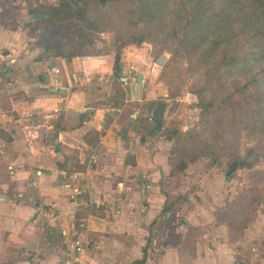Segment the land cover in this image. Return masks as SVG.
Instances as JSON below:
<instances>
[{"label":"crops","instance_id":"1","mask_svg":"<svg viewBox=\"0 0 264 264\" xmlns=\"http://www.w3.org/2000/svg\"><path fill=\"white\" fill-rule=\"evenodd\" d=\"M70 1L0 0V59L11 82L0 84V264H264L255 220L239 225L223 207L220 187L231 177L202 174L183 196L165 189L169 99L137 59L143 49L123 48L114 78L113 51L57 54L40 43L47 10L75 9ZM29 8L43 17L30 19ZM85 56L105 63L89 68Z\"/></svg>","mask_w":264,"mask_h":264},{"label":"rangeland","instance_id":"2","mask_svg":"<svg viewBox=\"0 0 264 264\" xmlns=\"http://www.w3.org/2000/svg\"><path fill=\"white\" fill-rule=\"evenodd\" d=\"M199 1L205 0H139L133 4L129 0L106 3L79 0L75 9L63 5L60 10H47L49 31L40 43L46 42L55 51L69 49L82 56L113 51L118 57L126 46L143 49L137 59L146 60L148 77L169 99L165 126L160 133L172 140L169 148L172 177L165 189L178 191L173 196L177 193L183 196L187 187H198L200 175L225 178V171L234 161L246 160L248 166L235 168L220 191L230 201L225 200L223 207L234 208L232 214L239 215V225L255 220L253 239L261 241L264 240V101L252 112L253 104L247 94L256 89L259 93L256 96L264 95V81L257 78L251 89L248 77L254 71L250 72V67H244L242 62L238 67L222 64L221 51L225 47L236 49L238 38L233 35L230 40L221 31L203 30L201 19L195 16V4ZM239 16L241 56L261 36L264 40V15L261 20L252 13ZM172 29L188 44L183 54L169 53L174 43L168 35ZM136 37H140V42H136ZM158 56H163L160 64L155 63ZM190 95L195 96L194 102ZM200 103L211 106L202 110L197 106ZM133 107L130 105L125 115ZM248 148L252 151L247 152Z\"/></svg>","mask_w":264,"mask_h":264},{"label":"trees","instance_id":"3","mask_svg":"<svg viewBox=\"0 0 264 264\" xmlns=\"http://www.w3.org/2000/svg\"><path fill=\"white\" fill-rule=\"evenodd\" d=\"M98 1L101 3H106L116 2L120 0ZM137 1L139 0H129V2L132 4ZM248 13H252L256 19L260 18L259 20H261L264 15V3H262L260 0H205L199 1L195 4V16L196 18L201 19L203 30L214 32L221 31L225 33V36L230 40H233V35L237 36L238 42H234L236 43L237 48L228 50L225 47L227 44L224 45L225 48L221 51L222 55L220 59L222 64L238 67L239 62H242L245 65H243L244 67H250V72L254 71V73H251V75L248 77V81L251 84L252 89V83H254L257 78H260L264 81V40L261 36L257 43L250 44L251 46H247V48L242 51V55L239 56V20H241L239 15H248ZM236 28H238L237 32L235 34H232V31H235ZM168 35L174 40L173 49L169 50L171 56L183 54L184 51L187 50L186 45L188 44L181 40L180 36L177 34L176 29H172L168 33ZM54 49L55 48H53V50ZM55 52L57 54H60L61 50ZM112 70L114 78L120 77L117 55H115ZM200 93L201 89L197 90V97L200 96ZM256 93L259 94L255 89V92L247 94L249 97V102L253 104V107H250L252 112H256L257 106H259V104L263 103L264 101L263 99H260L262 98L261 96H264L263 93H261L260 96H256ZM197 106L202 110H205L206 108L210 107L211 104L200 103ZM248 151H252V148H248L247 152ZM248 164L249 162H247L246 160L237 162L234 161L225 171V177L230 178L232 175V171L235 168L247 167Z\"/></svg>","mask_w":264,"mask_h":264},{"label":"water","instance_id":"4","mask_svg":"<svg viewBox=\"0 0 264 264\" xmlns=\"http://www.w3.org/2000/svg\"><path fill=\"white\" fill-rule=\"evenodd\" d=\"M73 8H75V7L73 6ZM27 13H28L30 19H38V18H42L43 17L42 14H35V13H33V10L31 8L27 9ZM28 24H29V22L25 23V25H28ZM136 42H140V37H136ZM47 47H48V45L45 44L44 45V49H46ZM66 54H67V51H63L62 52V55L63 56H65ZM43 59H45L44 56L37 55L35 58H33V61L36 62V61H41ZM162 60H163V56H158L155 59V63L156 64H160ZM104 63H105V61L102 58H98V57H95V56L90 57L88 59V67L89 68H96L99 65H102ZM48 64H49V66H53V61H49ZM48 80H49V78L46 77V81H48ZM121 81H124V78L123 77H121ZM140 83H141V74L140 73H136L135 74V85H139ZM189 99L191 101H193V102L196 100L195 96H193V95H190L189 96ZM115 113H116V110H113L112 111V114H115ZM134 115H135V112L133 114H131L132 117H134ZM132 125L134 126V123Z\"/></svg>","mask_w":264,"mask_h":264},{"label":"built area","instance_id":"5","mask_svg":"<svg viewBox=\"0 0 264 264\" xmlns=\"http://www.w3.org/2000/svg\"><path fill=\"white\" fill-rule=\"evenodd\" d=\"M90 57H93V56H85L84 59L82 60V62H84L86 65H88V59ZM51 72L53 74H57L58 73V69L56 67H53L51 68ZM9 73H8V69L5 65V63H3V61L0 59V84L3 85V88L5 90H8L11 86V82L9 81ZM51 87L56 90V88L58 87V83L57 84H51ZM58 111V108H55L54 109V112H57ZM27 113H20L18 115V119L21 120V121H25L27 119ZM6 117H9V118H12V115L11 114H7ZM72 247L79 251L81 249V244L78 242V241H74L72 243Z\"/></svg>","mask_w":264,"mask_h":264}]
</instances>
